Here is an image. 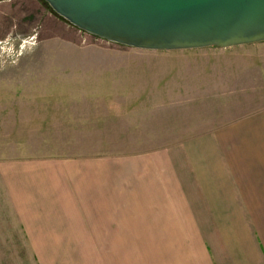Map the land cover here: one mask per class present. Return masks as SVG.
Here are the masks:
<instances>
[{
    "label": "crops",
    "instance_id": "1",
    "mask_svg": "<svg viewBox=\"0 0 264 264\" xmlns=\"http://www.w3.org/2000/svg\"><path fill=\"white\" fill-rule=\"evenodd\" d=\"M53 21L69 25L43 0H0V45L45 39ZM203 51L220 57L206 68L224 98L215 111L232 115L162 149L0 169L9 233L40 264H264V43L179 52ZM198 81L187 95L159 85L151 95L197 105Z\"/></svg>",
    "mask_w": 264,
    "mask_h": 264
},
{
    "label": "rangeland",
    "instance_id": "2",
    "mask_svg": "<svg viewBox=\"0 0 264 264\" xmlns=\"http://www.w3.org/2000/svg\"><path fill=\"white\" fill-rule=\"evenodd\" d=\"M69 25L53 21L45 39L0 45V169L162 149L194 127L232 115L216 112L224 98L209 92L217 71L206 68L217 66L218 55L136 50ZM188 79L199 80L191 88L197 105L165 108L162 97L151 95L158 85L185 94ZM12 218L0 173V264H40V252L9 233Z\"/></svg>",
    "mask_w": 264,
    "mask_h": 264
},
{
    "label": "water",
    "instance_id": "3",
    "mask_svg": "<svg viewBox=\"0 0 264 264\" xmlns=\"http://www.w3.org/2000/svg\"><path fill=\"white\" fill-rule=\"evenodd\" d=\"M75 28L152 52L264 43V0H43Z\"/></svg>",
    "mask_w": 264,
    "mask_h": 264
},
{
    "label": "trees",
    "instance_id": "4",
    "mask_svg": "<svg viewBox=\"0 0 264 264\" xmlns=\"http://www.w3.org/2000/svg\"><path fill=\"white\" fill-rule=\"evenodd\" d=\"M47 4V3H46ZM48 5V4H47Z\"/></svg>",
    "mask_w": 264,
    "mask_h": 264
}]
</instances>
